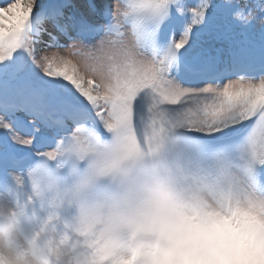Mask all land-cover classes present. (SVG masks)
Segmentation results:
<instances>
[{"label":"rangeland","instance_id":"obj_1","mask_svg":"<svg viewBox=\"0 0 264 264\" xmlns=\"http://www.w3.org/2000/svg\"><path fill=\"white\" fill-rule=\"evenodd\" d=\"M145 2L0 0V96L7 94L4 88L23 91L20 84L28 82L33 104L47 110L58 101L70 104L64 110L69 118L83 114L82 107L114 142L98 143L81 125L58 136L33 118L43 110L27 100L12 117L0 115V151H35V141L46 135L56 145L41 153L69 173L60 181L42 168L0 173V264H264V194L244 170L248 159L264 165V110L250 119L263 106L257 100L264 78L239 73L222 83L183 85L166 55L152 48L157 31L174 29L141 16L164 18L159 10L165 0H150L153 11ZM48 10L53 20L40 17ZM84 23L95 29L93 38L82 37ZM200 23L191 17L180 25L169 46L194 62H220L217 72L264 62L246 60L259 54L248 43L240 48L244 30L220 20L196 36ZM21 25L29 36L25 60L15 61L23 80L4 66V47ZM35 79H48L43 91L31 86ZM249 123L255 128L249 142L212 157L174 137L177 129L222 135ZM76 161L89 167L82 176L68 169ZM102 183L124 194L98 190ZM121 229L132 234L123 239Z\"/></svg>","mask_w":264,"mask_h":264},{"label":"trees","instance_id":"obj_2","mask_svg":"<svg viewBox=\"0 0 264 264\" xmlns=\"http://www.w3.org/2000/svg\"><path fill=\"white\" fill-rule=\"evenodd\" d=\"M149 1L150 0H146V2L142 6L145 9L152 10V8L147 7V3ZM186 5L192 6L194 10L187 11ZM135 7L137 9L139 8L137 2L135 3ZM162 7L164 12L166 13L162 12V8L159 10V12L165 14V19L161 16L160 17L165 21L170 20V18H174V24L178 28L180 25H183V23H188L191 17H195L198 19V21H201L200 26L194 29V34L196 36L209 32L213 24L220 20L222 24H226V27L232 26L234 28L244 30V33H246L245 36L247 38H245L244 41L243 39L241 40V44L239 45L240 48H243L245 46V43H248L250 45V51H257L259 54L258 58L245 57L246 60L253 62L264 61V55L262 54L264 51V38H262L264 37V18H262L264 17V0H165V2L162 4ZM186 30L188 31L187 28ZM218 31L220 33L221 29ZM12 32L16 34V37H14V42H7V45L4 47L6 48L4 61L8 62V65L4 66H7V68H9L13 73H15L14 71H19L17 75L21 80H23L25 78L21 75L22 67L18 70V64L15 61L20 60L21 58H24L25 60V56L22 55V51L23 49L25 51V46L28 43L27 41L29 36L27 34L28 32L24 30L23 25L17 27L16 29H13ZM228 32L231 33V30H228ZM2 35L7 37L6 34ZM255 36L258 37L256 38ZM261 54L262 56L260 57ZM201 56L202 59H205L203 55ZM197 60L198 61L196 63L199 65L203 64L205 61H209L213 65L214 70L220 68L218 66L220 62L219 64H215L212 60L209 59L200 60L198 58ZM23 65L24 61L22 63V66ZM47 81L48 79H42L41 81H37L35 79V83L33 80L30 82L31 86L35 90L38 88L39 91H43V89L46 87L45 83ZM262 100H264V95H259V99L257 100V102L261 101V103L264 104ZM256 106L257 104L255 105V108Z\"/></svg>","mask_w":264,"mask_h":264},{"label":"bare ground","instance_id":"obj_3","mask_svg":"<svg viewBox=\"0 0 264 264\" xmlns=\"http://www.w3.org/2000/svg\"><path fill=\"white\" fill-rule=\"evenodd\" d=\"M102 188L109 191L110 193L114 192V190L112 188H110V186H103Z\"/></svg>","mask_w":264,"mask_h":264}]
</instances>
